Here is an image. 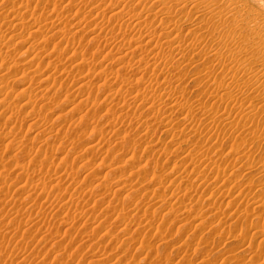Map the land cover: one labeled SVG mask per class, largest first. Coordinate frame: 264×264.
Here are the masks:
<instances>
[{"label": "rangeland", "instance_id": "obj_1", "mask_svg": "<svg viewBox=\"0 0 264 264\" xmlns=\"http://www.w3.org/2000/svg\"><path fill=\"white\" fill-rule=\"evenodd\" d=\"M161 1L149 0L142 2L136 0L134 11L129 15L131 22L136 23L143 19L141 12L145 7H152L156 12ZM241 1L249 6L248 8L251 11L253 10L254 13L260 12L259 14L264 17V0ZM174 3L178 4L176 1ZM100 4L107 7L110 5V0H0V27H2L0 29V53H2L0 57V134L2 135L0 138V152H3L1 149H3L10 136L7 132L12 127L16 132L17 141H22L28 148L37 149L39 145H43V147L47 145V149H45L47 150V156L41 154L37 159L47 158L42 164L47 168L50 166L51 171L58 172L60 170L62 172L65 167L68 170L74 167L77 169L78 167L77 181L81 182L82 187L87 191L88 198L92 201L89 203L85 201L86 207L81 202L72 207L73 212L76 208V212L81 211L79 214L82 216L73 219L74 217L71 214L68 218H64L67 223L61 222L59 221L60 216L57 214L60 211L63 214L66 211V214L69 212L64 203L66 196L63 195L66 191L63 190V186L60 187L61 191L59 188L56 190L55 188H48L49 190L45 194L47 196L44 195L41 205L32 203L28 205V209L42 212L46 210L47 214L51 211L49 218L54 221L50 219V227L46 228L49 230L45 233L49 236V239L42 240L41 238L45 229L41 230L42 233L38 231L44 223L49 222L48 219H45L48 218V215L45 214L44 217V213L37 216L35 220L33 219L34 221L32 220L31 225L27 227L34 226L33 229L29 230L30 232L28 231L30 235L23 230L24 233L26 232L24 235L20 236L21 232H18L17 235H20L16 236L11 231L13 230L15 233V225L11 224L14 226L13 229L11 225L5 224L6 227L2 228L0 232V249L2 243H5L7 251H5L6 253L0 252V264H100L102 262L103 264H124L125 262V264H130L131 260V264H133L135 259L137 262L143 261V259L148 260L147 264H166L164 262L165 258L168 257L167 253L173 259L169 261L171 264L172 262L174 264H185V261H187L185 258H190L187 262L190 261L189 263L193 264H201L202 261H207V264H239V261L247 262V264H259L257 261L249 263L248 259H245L249 257L250 252L243 253L244 255H240V258L238 257L236 260L233 259L234 263L231 260L230 263L225 255H227L226 251L242 244L241 233L243 232L248 242L250 240H253L255 244L262 242V235L256 234L255 231L258 226L261 230H264V209L252 208L256 203L255 201L264 199V194L261 192V188L264 187V144L256 145L254 140L248 139L251 136L249 131L239 128L233 122L228 123L210 117H242L239 106L234 101L235 99L228 94L229 89L237 87L241 84V81L238 80L237 73L232 70H220L218 61L224 59L228 63H244L251 57L259 56L261 62L264 63V53L259 50L261 49L260 40L256 38L250 40L247 51H241L238 56L239 53H236L238 51L237 47L244 43L242 41L239 44L243 37L236 36L234 40L228 39L230 36L226 37L225 35L218 37L210 27L202 23L200 29L197 30L199 36L188 33L185 37L186 43L182 41L180 44V50H177L175 46L170 49L168 42L171 36L177 34L180 23L176 14H172L171 17L166 14L169 8L173 12L172 4L167 3V5L158 8V13H164L163 16H158L162 25L155 24L161 29L160 39L163 44L150 52L151 60L146 61L148 59L144 58L146 56L144 49L126 51L128 49L127 45L126 48L122 46L125 42L124 39L131 36L130 33H127L124 38L122 37V41H120L121 38L116 40L120 43L114 41L121 27H127L121 23L117 15H126V10H117L115 13L111 9L99 7ZM23 6H25V9L22 10ZM8 13L9 16L5 18V14ZM43 15H55V29L52 28L51 24L54 19L44 21ZM58 17L63 18V23L58 20ZM143 27H145V23ZM40 30L46 31L45 33L49 38L52 35L55 39H49V42L35 47ZM24 31L28 32L20 35ZM105 33L108 35L107 38H105ZM70 38L77 40L70 43ZM143 38L148 39L145 35ZM190 42L196 43V49L191 50L189 48L188 43ZM113 44L117 46L115 47ZM166 49L169 51L167 60L159 62L152 60L153 56L158 53H165ZM41 50L44 51L41 52ZM201 50H205V56L200 55ZM126 52L129 55H126ZM121 56H124V60L120 59ZM141 56L143 60L138 61ZM71 59L77 61L71 63L69 62L73 61ZM83 60L89 63L91 69L97 66V71L89 74L85 70L82 73L85 68L82 69L78 65ZM210 60H213V64L216 62V76L214 78L209 73V69L199 72L200 68L197 66V64ZM78 61L80 63H77ZM145 68L149 69L145 72ZM98 72H102L104 75H99ZM130 74L135 75V80L131 78V85L129 84V87L126 85L124 88V84L120 80L127 79ZM106 75H108V78L105 80ZM115 76L118 77L119 81L113 79ZM251 81L249 82L250 87ZM262 84L263 81H260V87L249 88L245 94L249 109L252 110V115H246L245 117H256L260 120H257L260 124H264ZM168 85H171L173 90H170ZM173 92L176 96H179L180 100L179 105L176 107H172ZM137 93L146 94L145 96L149 95L148 97H156L160 100V103L152 105L137 100L130 102L129 97L131 98ZM216 94H218V97H215ZM4 117H14V119L6 120ZM36 117L41 118L40 122L37 121L39 123H35L34 119ZM57 117H63V120H59L58 123L55 120ZM138 117L140 118L138 119ZM183 117H188L186 118L187 121L177 124L175 126L177 128L170 129L167 125L169 120L174 123L181 121ZM117 119L121 123H111ZM59 124L61 125L59 126ZM41 126L49 128L48 130L53 129V133L56 131L63 134H72L71 137H76L73 142L70 140L61 142V138H59L61 136L55 138L57 141L51 140V142L50 140L44 141L42 137L38 139L39 135L37 140H31L30 138L36 137L37 133L42 130ZM27 127H29V130ZM118 127H122L120 131H116ZM144 135L148 140H145ZM240 138L244 140L247 138V143H242ZM94 143H96V146H94ZM59 144L63 147L58 146ZM50 147L53 148H51L53 152H49ZM93 147L96 148L93 149ZM177 147H179L178 150H176ZM14 149L13 144H10L6 154L2 153L0 156V166L5 165L0 183L8 182L7 186H10V188H15L16 185L23 183L25 175L17 176V179H14L16 171L10 166H6V163L16 159L14 164L16 162L19 165H24L27 162L25 157H32V152L27 154L23 152L21 155L19 150L14 151ZM109 153H111V156H107ZM188 154L189 157L187 158ZM115 158L122 160L118 162L121 163V167L111 171V167L117 162ZM113 159L114 161H111ZM123 160H126V163ZM152 162L155 165H150ZM186 162L187 164H185ZM50 163L52 164L50 165ZM184 164L186 166H183ZM216 165L222 171L219 176L215 170ZM187 166L189 172L185 171ZM137 168L139 170L144 169L143 175H141L143 171L139 172L141 173L139 180L143 181L141 185L150 182L149 185H145L147 188V192L144 191L145 193L133 191L134 188L131 185L136 181V177H129V173L134 172ZM173 169L177 170V172L175 171L176 174L179 171L187 182L180 183L176 181L173 182L174 185H169L170 178L165 177L164 173ZM1 170L2 168H0ZM151 171L152 173H150ZM153 171L154 176L152 175ZM200 171H204L202 176L205 178L200 176L207 181V186L198 185L200 181H197L196 176L199 175ZM181 172L183 173L181 174ZM88 173L90 175L86 179L85 176ZM186 174L188 175L186 176ZM104 178L106 179L104 180ZM147 178H151V180H146ZM15 181L16 184H14ZM189 181L195 183L196 187L188 192L187 199L184 197V200L182 196L179 199L181 191L185 190L186 183H189ZM46 182L47 185L55 184L50 180ZM123 182L124 187L120 189ZM223 182L224 184H222ZM98 183H102V185L95 187ZM229 188L231 189L230 193ZM245 188L249 191L247 192ZM244 189L250 195H247L245 199L243 197L237 198L238 192H244ZM179 190L181 191L179 192ZM132 191L134 193L130 199L138 198L137 201L142 202L140 212L132 217H129V215L124 216L127 220L124 217L119 219L113 208L117 203H114L112 207H107V203L111 202L110 200L115 194L116 199H124L123 196ZM149 191L152 193H148ZM69 192L72 191L69 190L68 194ZM156 193L157 195H155ZM163 198L165 201L159 204L158 201L164 200ZM181 199L183 202H180ZM127 200H125V205L129 207L134 200L130 204L126 203ZM44 201H47V204ZM55 204L58 205L59 210L55 209ZM48 206L49 210L51 209L50 211L46 209ZM104 206L106 210H104L105 208L102 209ZM52 209L54 212H52ZM1 214L4 213L0 211ZM63 214L61 216H64ZM56 216L58 217L56 218ZM13 217L14 215L9 214L8 218L11 220ZM149 220L155 222L153 230H150V226H145ZM162 222L164 227L166 226L163 227L165 231L162 229ZM126 227L127 229L129 227V229L127 230ZM131 227L134 230H131L132 233L129 232L132 229ZM243 228L245 231L241 230ZM105 229L109 232H106ZM161 230L162 232H160ZM33 233L36 237L32 236ZM232 234L236 237L229 238L230 240L226 241V238ZM26 235L33 238H27ZM146 238H149V240L147 239L148 242ZM18 241H21L22 246H17ZM263 243L260 246H264ZM147 244L151 247L154 246L157 251V253L155 252L156 255L149 251L151 247L147 249ZM181 245H185L188 252L182 250ZM242 245L237 249H240ZM98 251H102L103 254H99ZM207 251L211 253L213 251L212 255H207ZM7 253L10 255L8 256ZM137 255L139 256L137 257ZM208 256L210 257L208 258ZM242 257L246 262L243 261ZM198 258L199 260H197Z\"/></svg>", "mask_w": 264, "mask_h": 264}, {"label": "bare ground", "instance_id": "obj_2", "mask_svg": "<svg viewBox=\"0 0 264 264\" xmlns=\"http://www.w3.org/2000/svg\"><path fill=\"white\" fill-rule=\"evenodd\" d=\"M142 2H147V1H149V0H141ZM174 1H176V2H178V4H176V3H174ZM135 2H136V0H110V5L109 6H104V5H102V4H100V5H98L99 7H102V8H105V9H111L112 10V12H117V10H126V15H123V14H117L118 16H119V18H120V21H121V23H123V24H125L127 27H124V26H122L121 27V30L116 34V36H115V38H114V41H116L117 39H120L121 38V40L120 41H122V39L127 35V33H130L131 34V36H127V38H125L124 40H125V42H123V44H122V46H126L128 49L126 50V51H133V50H136L137 49V51L138 50H141V49H144V52H145V54H146V56L144 57V58H147L148 60H146V61H150L151 59H150V52H152L153 50H155V48H157L159 45H162L163 43H162V40L160 39V37H161V34H162V32H161V29L160 28H158V26H155V24H158V25H162V22H161V20L159 19V17L158 16H163L164 15V13H158V8L160 7V6H163V5H167V3H171L172 4V8H173V12H172V9L171 8H169L168 9V11L166 12V14L168 15V17H171V15L172 14H176V16H177V18H178V20H179V23H180V25H179V27H178V29H177V34L176 35H174V36H171L170 37V40H169V42H168V47L170 48V49H172V47L173 46H175L176 47V49L177 50H180V44H181V42L182 41H185V43H186V35H188V33H193L194 35H197V36H199V32L197 31L198 29H200V27H201V25H202V23H204L207 27H210L211 28V30H212V32L214 33V34H217L218 35V37H222L223 35H225L226 37L227 36H230L228 39H232V40H234V38L236 37V36H241V37H243L242 38V40L240 41V43L239 44H241V42L243 41L244 43L241 45V46H238L237 47V49H238V51H236V53H239V54H237L238 56L241 54V51H247V47H249V43H250V40H252V39H259L260 40V43H261V49H259V50H261L263 53H264V17H262V15H260L259 13H254V11L252 12L248 7L249 6H246V4H244L241 0H162L161 1V3H160V5H159V7L157 8V10H156V12L154 11V9L152 8V7H145L144 9H143V12H141V14H142V16H143V19L141 20V21H139V22H136V23H132L131 22V20H130V17H129V15H130V13L132 12V11H134V5H135ZM15 6V5H14ZM22 10L23 9H25V6H23L22 8H21ZM4 13V12H3ZM2 13V14H3ZM262 14V13H261ZM7 16H9V13L8 14H5V18H7ZM42 17H44L43 19H45L44 21H49L48 19H54V22H51V24H52V28L53 29H55V27H54V24L56 23V18H55V15H43ZM59 18V17H58ZM59 21H61L62 23H63V18H59L58 19ZM194 21V22H193ZM61 22H60V24H61ZM193 22V23H192ZM145 23V27H143V24ZM50 24V25H51ZM80 24V23H79ZM47 26V25H46ZM48 28H49V26H47ZM76 27V26H75ZM2 27H0V29H1ZM63 30V29H62ZM26 32H28V31H24L23 33H21L20 35H22V34H24V33H26ZM46 31H43V30H40V33L38 34V37H37V41L35 42V47L37 46H39V45H41V44H43V43H47V42H49V39H55L52 35L50 36V38L48 37V35H47V33H45ZM76 33V32H75ZM144 35L145 36H147L148 37V39H146V38H143L144 37ZM107 33H105V38H107ZM224 36V37H225ZM123 37V38H122ZM225 39V38H224ZM227 39V40H228ZM77 39H75V38H70L69 39V42L71 43V42H73V41H76ZM229 41V40H228ZM78 42V41H77ZM97 42H99V41H97ZM117 42V41H116ZM116 42H113V43H116ZM76 43V42H75ZM109 43V42H108ZM117 43H120V42H117ZM122 43V42H121ZM140 43V44H139ZM77 44V43H76ZM75 44V45H76ZM110 44V43H109ZM139 44V45H138ZM103 45V44H102ZM188 45H189V48L191 49V50H194V49H196V43H194V42H190V43H188ZM111 46V45H110ZM113 46H117V45H114L113 44ZM121 46V45H120ZM119 46V47H120ZM255 46V45H254ZM102 47H104V46H102ZM125 47V48H126ZM145 47V48H144ZM260 47V46H259ZM41 48V47H40ZM69 48H71V47H69ZM68 48V49H69ZM118 48V47H117ZM122 49H123V47H121ZM120 48V49H121ZM141 48V49H140ZM236 48V47H235ZM42 49V48H41ZM109 49V48H108ZM116 49V48H115ZM119 49V50H120ZM46 50V49H45ZM118 50V49H117ZM42 51H44V50H41V52ZM101 51H102V49H101ZM100 51V52H101ZM110 52V51H109ZM111 53V52H110ZM125 53V52H124ZM130 53V52H129ZM138 53V52H137ZM173 53V52H172ZM131 54V53H130ZM255 54V53H254ZM261 54V53H260ZM126 55H129L127 52H126ZM144 55V54H143ZM200 55L202 56V55H204L205 56V50H201L200 51ZM2 56V53H0V57ZM125 56V55H124ZM123 56V57H124ZM131 56V55H130ZM119 57V56H118ZM117 57V58H118ZM122 56H121V58L120 59H122V60H124V58H123ZM251 57V56H250ZM169 58V51H168V49H166V52L165 53H158V54H156L155 56H153V58H152V60L154 61V62H159V61H164V60H167ZM120 59H118V60H120ZM71 60H73V59H71ZM133 60H134V58H133ZM141 60H143V58H142V56H141V58L138 60V61H141ZM67 61V60H66ZM75 61H77V60H73V61H69V62H71V63H75ZM81 61V60H80ZM246 61V60H245ZM264 61V60H263ZM69 62H68V64H69ZM77 63H80L79 61L77 62ZM76 63V64H77ZM66 64H67V62H66ZM79 67H82V69L83 68H85L84 69V71H82V73L83 72H85V70H87L88 72H89V74H91V73H94V72H96L97 71V66H94V68H89V63L87 62V61H82L81 62V64H79L78 65ZM197 66L200 68V70H199V72H203L204 70H206V69H209V73L211 74V76H212V78H214L215 76H216V62H215V64H213V60H210V61H208V62H203V63H201V64H197ZM218 66H219V68H220V70H225V71H229V70H232L233 72H235V73H237V75H238V80L239 81H241V84H239V85H237V87H235V88H231V89H229V96H231V97H233L235 100V103L239 106V109H240V115L242 116V117H210V118H212V119H219V120H223V121H226V122H228V123H231V122H233V123H235V125L236 126H238L239 128H242V129H245L246 131H249V134H251V136H249L250 138H248V139H250V140H254L255 141V143H256V145H262V144H264V124H260L258 121H260V120H258L256 117H245L246 115H248V116H251L252 115V110H250L249 109V106H248V101L246 100V98H245V94H246V92L249 90V88H252V89H255V88H258V87H260V81H263V84H262V94H264V80H263V78H264V63H262L261 62V59H260V57L259 56H257V57H255L254 56V58H250L249 60H247V62H244V63H228L226 60H224V59H220L219 61H218ZM69 67V66H68ZM76 67V66H75ZM74 67V68H75ZM91 67V66H90ZM97 67V68H96ZM70 68H71V66H70ZM77 68V67H76ZM149 68H145V72H146V70H148ZM161 69V68H160ZM86 71V72H87ZM242 72H243V74H242ZM81 73V74H82ZM100 73V74H99ZM98 74L99 75H104V73H102V72H98ZM110 75V74H109ZM199 75H201V74H199ZM118 76V75H117ZM108 78V75H106V78H104L105 80ZM118 77H116L115 76V78H113L114 80H118L119 81V79H117ZM134 79L135 78V75H133V74H130V75H128V78L127 79H125V80H123V81H121L120 80V82L122 83V84H124V88L126 87V85H128L127 87H129V84H130V82L132 83V79ZM135 80V79H134ZM133 80V81H134ZM252 80V81H251ZM251 81V87L249 86V82ZM131 85V84H130ZM168 88L170 89V90H173V87L171 86V85H168ZM132 92V91H131ZM133 93V92H132ZM146 95V94H145ZM145 95H142V94H140V93H137L136 95L134 94V96H132L131 98L129 97V101L130 102H132V101H134V100H137V101H141L142 103H146V102H148V103H150V104H152V105H154V104H158V103H160V100L158 99V98H156V97H148L149 95H147V96H145ZM129 96V95H128ZM215 97H218V94H216L215 95ZM172 101H173V104H172V107H176V106H178L179 105V96H176L175 95V93L173 92V95H172ZM6 120H11V119H14V117H4ZM3 118V119H4ZM34 118V117H33ZM33 118H31V119H33ZM63 117H57V118H55V120H57L58 121V123H59V120H63L62 119ZM94 118V117H93ZM93 118H92V120H93ZM117 118V117H116ZM115 118V119H116ZM140 117H138V119H139ZM155 118V117H154ZM153 118V119H154ZM186 118H188V117H183L182 118V120L181 121H176V122H172L171 120H169L168 122H167V125L170 127V129H174V128H177V127H175L177 124H180V123H184V121H187V119ZM16 119V118H15ZM40 119L41 118H39V117H36V119H34L35 120V123L37 122V121H39L40 122ZM91 119V118H90ZM121 119V118H120ZM17 120V119H16ZM54 120V119H53ZM118 120L119 119H117L115 122H111V123H121V122H118ZM258 120V121H257ZM120 121V120H119ZM39 122H37V123H39ZM61 122V121H60ZM95 122V121H94ZM127 122H128V120H127ZM33 123H34V121H33ZM54 123V122H53ZM16 124H17V122H16ZM45 125V124H44ZM51 125V124H50ZM61 124H59V126H60ZM119 125H121V124H119ZM119 125H113V126H119ZM18 126V125H17ZM30 126V125H29ZM42 127V126H41ZM28 128V130H29V127H27ZM26 128V129H27ZM50 128H51V126H50ZM96 128V127H95ZM120 128H122V127H118L117 129H116V131H120ZM40 129V128H39ZM49 128H47V127H42V130H40L38 133H37V135H36V137L34 136V137H32V138H30L31 140H37V137H38V135H39V137H38V139L40 138V137H42L43 138V140L45 141V140H50V142H51V140L53 141V140H56L57 141V139H55V138H57L58 136H61V137H59V138H61L60 140H61V142L62 141H72L73 142V139L76 137H71V135H69V134H63V133H61V132H56L55 131V133H53L54 131H52V130H48ZM59 129V128H58ZM55 130V129H54ZM62 130V129H61ZM27 131V130H26ZM38 131V130H37ZM7 133H9L10 134V136L8 137V141H6V144H5V146L3 147V149H1L3 152V154H6V150H8V148H9V145L10 144H13V148H15L14 149V151H17V150H19L20 151V154L22 155V153L23 152H26V154L27 153H30V152H32L31 153V156L32 157H25L26 158V160H27V162H26V164H24V165H19V164H17L16 162H15V164H14V161H16V159H14L13 161H8V163H6L7 165L6 166H10L11 168H13L14 169V171H16V173H15V177H14V179H17V176H24L25 175V179H24V182L21 184H18V185H16L15 186V188L13 187V186H11V187H13V188H10V186H7V183L8 182H1L0 183V211L1 212H3L4 214H1L0 215V232L2 231L1 229L2 228H4V227H6L5 226V224H7V225H11V224H13V225H15V227H16V229H14V226L13 225H11L12 227H13V229L14 230H16L15 231V233L13 232V230H11L12 231V233L13 234H15L16 236H19L20 234V236H22V235H24L26 232H27V234L30 232L29 230H31V228L33 229V227L34 226H31V228H27L29 225H31V223L36 219V217L37 216H41L43 213V216L45 217V214L46 215H48V218H45L46 220L48 219V221L49 222H46V223H42L43 224V226L42 227H40V229L38 230L39 232L42 230V229H45L44 231H43V235H42V240H46L49 236L48 235H46L45 233L47 232V230H49V229H46L48 226H49V224H50V219H52V218H49V213L51 214V209L49 210V206H48V208H46L47 210H49L50 212L47 214L46 212V210L45 211H39V210H30V208L28 209V205H30V204H32V203H38L39 205H41V201H42V199H43V197H44V195L48 192V188H50V189H54L55 188V190L56 189H58L59 188V190H60V187L62 188V186H63V190H65L66 192H65V194L64 193H62V194H64L63 196H66L65 197V206L66 207H68V209L67 210H69V212L66 214V212H65V214H63V213H61V211H60V213H58L57 215L58 216H60V220H59V218H58V220L59 221H61V222H65V223H67L66 222V218H68V216L69 215H71V216H73L74 218L73 219H76V218H78V217H80V215L81 214H79V213H77L76 212V208H75V211L73 212V210H71L72 209V207L74 206V205H76V204H79V202H81V203H84V206H85V201L87 202V203H89V202H92L89 198H88V194H87V191L85 190V188H83L82 187V185H81V182L80 181H77V174L79 173V172H77V169H78V167H77V169L75 168H73L74 169V171H73V169L71 168L70 170H71V172H69L70 170H68V168L67 167H65V169H63L62 170V172L59 170L58 172L57 171H51L49 168H50V166H48L49 168H47V167H45V166H43V161H45L46 159L44 158V159H41V158H43V157H41L40 159H37V157L39 158L40 156H41V154H42V156H43V154H45L46 156H47V150H45V149H47V145H46V147L44 146L43 147V142H42V146H37V149H34V148H28L27 146H25L24 144H23V142L22 141H17V138H16V132L13 130V127L12 128H9V130H8V132ZM150 134V133H149ZM148 134V135H149ZM146 135V134H145ZM145 135H144V137H145ZM123 136H124V134H123ZM151 136V135H150ZM2 137V135L0 134V138ZM151 137H153V136H151ZM246 138V140H248ZM147 138L145 137V140H146ZM20 140V139H19ZM148 140V139H147ZM246 140H244L243 138H240V141L242 142V143H244V144H246L247 143V141ZM42 141V140H41ZM40 141V142H41ZM49 142V143H50ZM152 142H154V141H152ZM47 143V142H46ZM45 143V144H46ZM53 143V142H52ZM60 143V142H59ZM68 143H70V142H68ZM15 144V145H14ZM44 144V145H45ZM62 144V143H61ZM61 144H59L58 146H60ZM70 144H72V143H70ZM101 144V143H100ZM153 144H155V143H153ZM50 145V144H49ZM48 145V146H49ZM52 146H53V144H51ZM93 145V144H92ZM15 146V147H14ZM62 147H63V145H61ZM60 146V147H61ZM94 146H96V143H94ZM98 146V145H97ZM149 146H151V145H149ZM54 147H56L55 145H54ZM68 147V146H67ZM66 147V148H67ZM40 148V149H39ZM44 150H43V149ZM52 147H50V149H51ZM72 148V147H71ZM94 148H96V147H93V149ZM150 148V147H149ZM53 149V148H52ZM51 149V150H52ZM70 149V148H69ZM179 149V147H177L176 148V150H178ZM48 150H49V148H48ZM49 151V152H53V150L52 151ZM56 150H58V149H56ZM62 150V149H61ZM71 150V149H70ZM13 151V150H12ZM13 151V152H14ZM55 151V150H54ZM65 151H66V149H65ZM67 151H68V148H67ZM66 151V152H67ZM114 151V150H113ZM46 152V153H45ZM48 152V153H49ZM1 152H0V156H1V154H2ZM12 153V152H11ZM10 153V154H11ZM16 153V152H15ZM111 153H109V154H107V156H109ZM113 154V153H112ZM67 155H69V154H67ZM11 157H13V158H15L13 155H10ZM111 156V155H110ZM9 157V156H8ZM8 157H7V159H8ZM45 157V156H44ZM68 157V156H67ZM189 157V154H188V156H187V158ZM12 158V159H13ZM109 158V157H108ZM111 158V157H110ZM113 158V157H112ZM187 158H184V159H187ZM12 159H10V160H12ZM69 159V158H68ZM130 159V158H129ZM117 160V162L116 163H114L113 164V166L111 167L112 169H111V171H115V170H117L118 168H120L121 167V163H118L119 161L121 162L122 160H118L117 158H115V161ZM30 161V162H29ZM61 161V160H60ZM111 161H114V159L113 160H111ZM124 162L126 161V160H123ZM210 162L212 161V160H209ZM52 162V161H51ZM63 162H64V159H63ZM155 162V161H154ZM53 163V162H52ZM52 163H50V165L52 164ZM126 163V162H125ZM5 164V163H4ZM56 164V163H55ZM63 164H65V163H63ZM120 164V165H119ZM151 164H153V162L152 163H150V165ZM185 164H187V162L185 163ZM183 165V166H186V165ZM189 164V163H188ZM59 165V164H58ZM62 165V164H61ZM84 166H85V163L83 164ZM83 165H80V166H83ZM153 165H155V163L153 164ZM157 165V164H156ZM83 166V167H84ZM189 166V165H188ZM188 166L185 168V171H188ZM217 166V165H216ZM153 167V166H152ZM151 167V168H152ZM191 167V166H190ZM190 167H189V169H190ZM0 168H2V170L0 171V179H1V176H2V172L5 170L4 168H5V165L4 166H0ZM81 168V167H80ZM184 168V167H183ZM135 169V168H134ZM176 169V168H175ZM187 169V170H186ZM248 169H250L249 167H248ZM76 170V171H75ZM144 170V169H143ZM142 169H138L137 168V170H134V172H130L129 173V177H131V176H135L136 177V181H134L131 185H133V191H137V192H139V191H141V192H144V191H146L147 190V188H146V184H148V183H150L149 181L148 182H146L145 183V185H141L142 183H143V181H140L139 180V176H141V175H143V173H144V171H143ZM194 170V169H193ZM192 170V171H193ZM215 170H216V172L218 173V176L222 173V171H220V169L218 168V166L217 167H215ZM133 171V170H132ZM141 171H143V172H141ZM177 172V170H171V171H169V172H166V173H164L163 175L165 176V177H169L170 178V180H169V185H172L173 184V182H176V181H178V182H180V183H183L184 181H186L185 180V177L183 176V175H180V173H179V171H178V174H176V172ZM195 171V170H194ZM139 172H141V173H139ZM175 172V173H174ZM189 172V171H188ZM188 172H186V173H188ZM91 173V172H90ZM90 173H88V174H86V176H85V178L87 179V176H89L90 175ZM150 173H152V171L150 172ZM156 173V172H155ZM183 172H181V174H182ZM185 173V172H184ZM192 173H194V172H192ZM203 173H204V171L203 172H199L198 174V176H196L197 177V181L199 180L200 182H199V184L198 185H205V186H207L208 185V183H207V181H205V180H203L202 178H201V176L203 175ZM109 174H110V172H109ZM141 174V175H140ZM188 174H190V173H188ZM188 174H186V176L188 175ZM107 175V174H106ZM105 175V176H106ZM150 175V174H149ZM153 176H154V171H153V174H152ZM163 175H160V176H163ZM193 175H195V174H193ZM201 175V176H200ZM151 176V175H150ZM192 176V175H191ZM190 176V177H191ZM107 177H108V175H107ZM144 177V176H143ZM142 177V178H143ZM145 177H146V175H145ZM156 177V176H155ZM158 177V176H157ZM189 177V176H188ZM203 177V176H202ZM134 178V177H133ZM152 178V177H151ZM151 178L150 179H146V180H151ZM154 178V177H153ZM159 178H161V177H159ZM159 178H157L158 180H159ZM195 178V177H194ZM203 178H205V177H203ZM31 179H34V180H31ZM86 179H84V181H86ZM106 178H104V180H105ZM144 179V178H143ZM187 179V178H186ZM48 180V182H49V180L50 181H53V182H55V184H53V185H47V181ZM157 180V181H158ZM188 180V179H187ZM153 181H155L154 179H153ZM226 181V180H225ZM131 182V181H130ZM177 182V183H178ZM187 182V181H186ZM185 182V183H186ZM13 183V182H12ZM152 183V182H151ZM162 183V181L160 182V184ZM176 183V184H177ZM14 184H16V181H15V183ZM13 184V185H14ZM83 184V183H82ZM130 184V183H129ZM222 184H224V182L222 183ZM227 184V183H226ZM102 185V183H98V184H96L95 185V187H100ZM149 185V184H148ZM148 185H147V187H148ZM174 185V184H173ZM180 185H182V184H180ZM180 185H179V187H180ZM228 185V184H227ZM159 186V185H158ZM177 186V188H178V184L176 185ZM124 187V182L123 183H121V185H120V189L121 188H123ZM146 189H145V188ZM160 187V186H159ZM194 187H196V184L195 183H190V181H189V183H186V186H185V190H183V191H181V190H179V192L181 191V193H180V197H179V199L181 198V196L184 198H186V196H189V191L192 189V188H194ZM250 187V186H249ZM264 187H262L261 188V192H263V194H264V189H263ZM225 189H227V188H225ZM246 190H247V192L249 191V189H247V188H245ZM245 189H244V192H245ZM69 190H71L72 192H69V194H68V191ZM175 190V189H174ZM174 190H173V192H174ZM178 190V189H177ZM228 190V189H227ZM254 190V189H253ZM52 191H54V190H52ZM52 191H50V192H52ZM61 191V190H60ZM90 191V190H89ZM129 192L126 196H123V197H125L124 199H116V194L115 195H113V198L110 200L111 202H109V203H107V207H112V205H114V203L116 204V205H114L113 206V208H114V213H116L117 215H118V217H119V219L121 218V217H124V216H126V215H129V217L131 216H135V215H137V213L138 212H140V207H141V205H142V202L141 201H137V199L136 198H133V199H130L132 196H133V193L134 192ZM157 191V190H156ZM192 191V190H191ZM230 191H231V189L229 188V193H230ZM252 191V190H251ZM250 191V192H251ZM91 192V191H90ZM147 192V191H146ZM176 192V191H175ZM227 192V191H226ZM243 191H240V192H238L239 194H237L236 195V197L237 198H239L240 199V197H243L244 199H245V197L247 198V195H250L249 193H244ZM254 192V191H253ZM114 193H116V192H114ZM113 193V194H114ZM145 193V192H144ZM148 193H152V192H148ZM153 193H154V191H153ZM176 193H178V192H176ZM175 193V194H176ZM222 193H223V191H222ZM59 194H61V193H59ZM61 194V195H62ZM104 194V193H103ZM92 195V194H91ZM155 195H157V193L155 194ZM164 195V194H163ZM177 195V194H176ZM179 195V194H178ZM45 196H47V195H45ZM92 197V196H91ZM104 197V196H103ZM158 197H160V196H158ZM163 197H166V196H163ZM210 197V196H209ZM46 198V197H45ZM63 198V197H62ZM99 198V197H98ZM154 198V197H153ZM185 198H184V200H185ZM203 198V197H202ZM47 199V198H46ZM88 199V200H87ZM100 199V198H99ZM126 199H128L127 200V202L126 203H132L131 201H133L134 199H136V200H134V202H133V204H131V206H129V207H127L126 205H125V200ZM162 199V198H161ZM160 199V200H161ZM164 199V198H163ZM187 199V198H186ZM45 200V199H44ZM95 200V199H94ZM101 200V199H100ZM122 200V201H121ZM139 200V199H138ZM141 200V199H140ZM155 200H157V198H155ZM199 200H201V199H199ZM210 200V199H209ZM48 201H49V203L51 202L50 201V198L48 199ZM154 201V200H153ZM162 201H165V199L164 200H161V201H158L159 202V204L160 203H162ZM180 201V200H179ZM214 201V200H213ZM43 202V201H42ZM45 202V201H44ZM47 202V201H46ZM45 202V203H46ZM53 202V201H52ZM55 202V201H54ZM100 202V201H99ZM157 202V203H158ZM180 202H183L182 201V199H181V201ZM201 202H202V200H201ZM256 203L253 205V208L252 209H257L258 210V208L259 209H264V199L263 200H257V201H255ZM94 203H95V201H94ZM94 203H92L93 205H94ZM97 203V202H96ZM166 203V202H165ZM164 203V204H165ZM200 203V202H199ZM47 204V203H46ZM54 204V203H53ZM103 204V203H102ZM214 204V203H213ZM212 204V205H213ZM61 205H63V204H61ZM104 205V204H103ZM161 205H163V204H161ZM183 205V204H182ZM216 205H217V203H216ZM32 206V205H31ZM47 206V205H46ZM52 206V205H51ZM55 206H56V210L58 209L59 210V207L57 208V204H55ZM78 206H80V205H78ZM92 206V205H91ZM176 206V205H175ZM186 206V205H185ZM188 206V205H187ZM228 206H230V205H228ZM53 207V206H52ZM86 207V206H85ZM42 208H44V207H42ZM105 208V206L102 208V209H104ZM218 208V207H217ZM219 208H221V207H219ZM31 209H32V207H31ZM101 209V210H102ZM170 209V208H169ZM173 209H174V207H173ZM66 210V209H65ZM81 210V209H80ZM87 210V209H86ZM104 210H106V208L104 209ZM168 211V210H167ZM166 211V212H167ZM188 211V210H187ZM216 211V210H215ZM217 211H219V210H217ZM52 212H54L53 211V209H52ZM76 212V213H75ZM84 212H85V209H84ZM184 212V211H183ZM220 212H221V210H220ZM156 213V212H155ZM8 214V215H7ZM9 214H11V215H14V217L10 220L8 217H9ZM53 214V213H52ZM64 215V216H61V215ZM153 214V213H152ZM184 214H186V212H184ZM216 214V213H215ZM169 215V214H168ZM8 216V217H7ZM58 216H56V218L58 217ZM78 216V217H77ZM82 216V215H81ZM206 216V215H205ZM43 217V218H44ZM90 217V216H89ZM88 217V218H89ZM105 217V216H104ZM110 217V216H109ZM117 217V218H118ZM128 217V216H127ZM203 217V216H202ZM53 218H54V216H53ZM65 218V219H64ZM70 218V217H69ZM102 218H103V215H102ZM105 218H108L107 216L105 217ZM125 218V217H124ZM145 218V217H144ZM147 218V217H146ZM197 218V217H196ZM34 219V220H33ZM55 219V218H54ZM70 219H72V218H70ZM33 220V221H32ZM53 220V219H52ZM62 220H65V221H62ZM68 220V219H67ZM90 220V219H89ZM102 220V219H101ZM118 220V219H117ZM122 220V219H121ZM125 220H127L126 218H125ZM124 220V221H125ZM128 220H129V218H128ZM145 220V219H144ZM148 220V219H147ZM176 220V219H175ZM263 220H264V218H263ZM54 221V220H53ZM73 221V220H72ZM72 221H70V222H72ZM75 221V220H74ZM106 221V220H105ZM143 221V220H142ZM164 221H166V220H164ZM41 222V221H40ZM131 222H132V220H131ZM131 222H129L130 224H132ZM147 222V221H146ZM145 222V223H146ZM52 223V222H51ZM74 223V222H73ZM100 223V222H99ZM126 223H128V222H126ZM135 223V222H134ZM149 223V224H148ZM169 223V222H168ZM202 223V222H201ZM53 224V223H52ZM72 224V223H71ZM123 224V223H122ZM164 223L162 222V225H163ZM167 224V223H166ZM38 225V224H37ZM74 225V224H73ZM73 225H71L72 227H73ZM143 225H144V223H143ZM146 225H148L147 227H149L150 226V230H153L154 228V226H155V222H154V220H149L146 224H145V226ZM254 225V224H253ZM259 225V224H258ZM9 226H7V227H9ZM100 226H102V225H100ZM125 226V225H124ZM123 226V227H124ZM137 227H138V225H136ZM139 226H141V225H139ZM261 226V225H260ZM50 227V226H49ZM137 227H135V228H137ZM142 227V226H141ZM163 227H164V225L162 226V229H163ZM166 227V226H165ZM164 227V228H165ZM10 228V227H9ZM8 228V229H9ZM69 228V227H68ZM125 228V227H124ZM123 228V229H124ZM132 228V227H131ZM140 228V227H139ZM146 228V227H145ZM153 228V229H152ZM257 228H259V226L257 227ZM256 228V231H255V233L256 234H259L260 236L262 235V242H264V230H261L260 228V230L259 229H257ZM12 229V228H11ZM35 229V228H34ZM73 229V228H72ZM100 229V228H99ZM108 229V228H107ZM126 229H127V227H126ZM128 229H129V227H128ZM127 229V230H128ZM147 229H149V228H147ZM146 229V230H147ZM263 229V228H262ZM5 230V229H4ZM23 230H25L26 232L24 233V231ZM106 230V229H105ZM126 230V231H127ZM131 230H133V228L132 229H130L129 230V232L131 231ZM144 230V229H143ZM157 230V229H156ZM164 230V229H163ZM242 231H245V229L243 228V229H241ZM7 231V230H6ZM8 231H10V230H8ZM10 231V232H11ZM29 231V232H28ZM37 231V232H38ZM103 231V230H102ZM134 231V230H133ZM145 231V230H144ZM165 231V230H164ZM18 232H21L19 235H17V233ZM106 232H109V231H107L106 230ZM151 232V231H150ZM149 232V233H150ZM153 232V231H152ZM160 232H162V230L160 231ZM41 233H42V231H41ZM50 233V232H49ZM131 233H132V231H131ZM131 233H129V234H131ZM138 233V232H137ZM169 233V232H168ZM2 234V233H1ZM7 234V233H6ZM5 234V235H6ZM34 234V233H33ZM101 234H103V233H101ZM128 234V235H129ZM147 234H148V232H147ZM161 234V233H160ZM242 234V247L240 248V249H237V248H239L240 246H236V247H233L231 250H229V251H226V253H227V255H225L226 257V259L227 260H231L232 262H233V259L234 260H236V258H240V255H244L243 253H245V252H250L249 253V257L248 258H245V259H248V262L250 263V262H253V261H257L259 264H264V246H260L261 245V243L262 242H260V244H255L254 243V241L253 240H250L249 242L247 241V239H246V235L244 234V232L243 233H241ZM28 235H30V234H28ZM106 235H108L107 233H106ZM127 235V234H126ZM132 235V234H131ZM130 235V236H131ZM142 235H143V232H142ZM149 235V234H148ZM153 235H154V233H153ZM3 236V235H2ZM7 236H8V234H7ZM6 236V237H7ZM16 236H15V238H16ZM33 237L35 236V234L34 235H32ZM31 236V237H32ZM51 236V235H50ZM88 236V235H87ZM130 236H128V237H130ZM133 236V235H132ZM131 236V238H133ZM135 236H136V234H135ZM137 236H138V234H137ZM152 236V235H151ZM150 236V237H151ZM159 236V235H158ZM165 236V235H164ZM170 236V235H169ZM1 237V236H0ZM24 237V236H23ZM25 237H27V235L25 236ZM30 236H28L27 238H29ZM30 237V238H31ZM32 237V238H33ZM36 237V236H35ZM104 237H106V236H104ZM146 237H148V236H146ZM153 237V236H152ZM159 237H161V236H159ZM234 237H236V235H231V236H229L228 238H226V241H228V239L229 238H234ZM5 238V237H4ZM9 238V237H8ZM7 238V239H8ZM14 238V239H15ZM19 238V237H18ZM85 238H87V237H85ZM136 238V237H135ZM139 238V237H138ZM167 238V237H166ZM20 239H21V237H20ZM26 239V238H25ZM49 239V238H48ZM87 239H90L89 237L87 238ZM111 239V238H110ZM142 239V238H141ZM149 240V238H146V240ZM156 239V238H155ZM183 239V238H182ZM83 240V239H82ZM84 240H86V239H84ZM132 241H133V239H131ZM139 240V239H138ZM145 240V241H146ZM148 240H147V242H148ZM169 240V239H168ZM230 240V239H229ZM235 240V239H234ZM153 241V240H152ZM181 241V240H180ZM225 241V240H224ZM225 241V242H226ZM236 241V240H235ZM23 242V241H22ZM119 242V241H118ZM127 242V241H126ZM135 242H137V241H135ZM146 242V243H147ZM157 242V241H156ZM207 242V241H206ZM248 242V243H247ZM42 243V242H41ZM130 243H131V241H130ZM133 243V245H134V242H132ZM202 244H203V242H201ZM227 243V242H226ZM126 244V243H125ZM141 244V243H140ZM149 245H150V243H148ZM147 244V245H148ZM185 244H186V242H185ZM21 245V241L19 242L18 241V244H17V246H20ZM145 245V244H144ZM146 246L147 247V249H149L151 246ZM208 245V244H207ZM213 245V244H212ZM263 245H264V243H263ZM22 246V245H21ZM135 246V245H134ZM140 246V245H139ZM164 246V245H163ZM190 246V245H189ZM193 247H194V245H192ZM5 247V248H4ZM90 247V246H89ZM153 247V248H152ZM151 247V250H149V251H151L152 253H154L155 254V252L157 253V251H156V249H154V246H152ZM183 247V249L182 250H184V251H186V252H188L187 250H186V248L187 247H185V245H181L180 246V248H182ZM10 248V247H9ZM144 248H145V246H144ZM189 248V247H188ZM192 248V247H191ZM223 248V247H222ZM221 248V249H222ZM235 248V249H234ZM114 249V248H113ZM126 249H128V248H126ZM147 249H144V250H147ZM190 249V248H189ZM9 250V249H8ZM103 250V249H102ZM182 250H180V251H182ZM212 250V249H211ZM210 250V251H211ZM219 250H220V248H219ZM5 251H7V249H6V246H5V243H2V248L0 249V252H5ZM86 251V250H85ZM127 251V250H126ZM131 251V250H130ZM148 251V250H147ZM210 251H207L208 252V254L207 255H212V253H213V251H212V253L210 252ZM10 252V251H9ZM14 252V251H13ZM57 252V251H56ZM99 252V254L102 252V251H98ZM140 252V251H139ZM150 252V253H151ZM192 252V251H191ZM210 252V253H209ZM219 252V251H218ZM6 253V252H5ZM15 253V252H14ZM13 253V254H14ZM51 253V252H50ZM106 253H107V251H106ZM194 253V252H193ZM43 254V253H42ZM98 254V255H99ZM101 254H103V253H101ZM104 254H105V252H104ZM108 254V253H107ZM133 254V253H132ZM184 254V253H183ZM188 254V253H187ZM7 255H8V253H7ZM10 255V254H9ZM8 255V256H9ZM94 255H95V253H94ZM114 255V254H113ZM156 255V254H155ZM167 255H168V257L167 258H165L166 260H165V262L164 263H166V264H171V263H169V261H170V259H171V256H169L170 254H168L167 253ZM224 255V254H223ZM246 255V254H245ZM70 256V255H69ZM85 256V255H84ZM100 256V255H99ZM108 256V255H107ZM139 255H137V257H138ZM150 256V254L148 255V257ZM152 256H154L153 254H152ZM173 256V255H172ZM183 256V255H182ZM246 256H248V255H246ZM102 257V256H101ZM134 257V256H133ZM137 257H135V258H137ZM155 257V256H154ZM210 256H208V258H209ZM244 257V256H243ZM243 257H242V259H243ZM262 257V258H261ZM50 258V257H49ZM96 258V257H95ZM97 258H99V257H97ZM143 258V257H142ZM146 258V257H145ZM158 258V257H157ZM156 258V259H157ZM181 258V257H180ZM207 258V259H208ZM132 259V258H131ZM137 259H139V258H137ZM149 259V258H148ZM151 259H153V258H151ZM190 258H185V260H189ZM201 259V258H200ZM206 259V258H205ZM204 259V260H205ZM37 260V259H36ZM43 260H44V258H43ZM92 260H94V259H92ZM97 260V259H96ZM99 260V259H98ZM101 260V259H100ZM123 260V259H122ZM124 260H126L125 258H124ZM171 260H173V259H171ZM197 260H199V258L197 259ZM209 260V259H208ZM223 260V259H222ZM8 261V260H7ZM130 261V260H129ZM148 260H145V259H143V261L141 260V261H136V259H135V261L133 262V264L135 263V262H137L136 264H147L148 262H147ZM150 261H152V260H150ZM156 261H158V260H156ZM187 261H185L186 263H189V262H187ZM202 261V260H201ZM225 261V260H224ZM229 261H228V263H229ZM231 261H230V263H231ZM243 261H245L244 259H243ZM3 262V261H2ZM100 262V261H99ZM177 262V261H176ZM178 262H179V260H178ZM195 262V261H194ZM235 262V261H234ZM233 262V263H234ZM240 263L239 264H247V262L246 263H244V262H241V261H239ZM17 263H19V262H17ZM43 263V262H42ZM126 263V262H125ZM124 263V264H125ZM131 263H132V260H131ZM130 263V264H131ZM153 263V262H152ZM181 263V262H180ZM185 263V264H186ZM208 262L207 261H202L201 262V264H207ZM211 263H212V261H211ZM254 263V262H253ZM11 264V263H10ZM41 264V263H40ZM97 264H99V263H97ZM100 264H103V262L102 263H100ZM111 264H113V263H111ZM128 264V263H127ZM155 264H158V263H155ZM172 264H174L173 262H172ZM177 264H179V263H177ZM189 264H193V263H189ZM197 264V263H196ZM236 264H238V263H236Z\"/></svg>", "mask_w": 264, "mask_h": 264}]
</instances>
